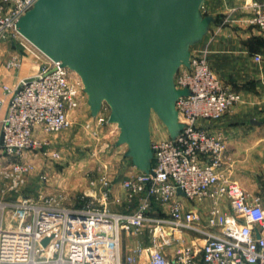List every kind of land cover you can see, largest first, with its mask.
<instances>
[{
  "label": "built area",
  "instance_id": "obj_1",
  "mask_svg": "<svg viewBox=\"0 0 264 264\" xmlns=\"http://www.w3.org/2000/svg\"><path fill=\"white\" fill-rule=\"evenodd\" d=\"M4 1L0 42L20 37L24 51L44 60L15 87L3 86L9 99L0 118V264H264V199L222 175L224 140L198 123L220 119L240 98L211 70L205 48L190 52L189 66L174 75L175 87L188 91L175 102L183 128L174 139L150 143L152 174L136 171L117 181L126 203L135 202L132 210L109 209L123 203L104 176L89 181L98 207H65L60 194L22 195L38 160L60 158L48 136L71 126L87 96L76 72L17 32L36 0ZM240 9L264 32V0H245ZM5 66L18 68L19 55ZM109 112L103 103L92 119L103 125ZM38 179L48 180L44 172ZM124 237L147 240L122 256Z\"/></svg>",
  "mask_w": 264,
  "mask_h": 264
},
{
  "label": "water",
  "instance_id": "obj_2",
  "mask_svg": "<svg viewBox=\"0 0 264 264\" xmlns=\"http://www.w3.org/2000/svg\"><path fill=\"white\" fill-rule=\"evenodd\" d=\"M204 1L36 0L16 30L77 73L92 118L108 105L107 121L119 130L115 146L127 145L137 171L152 174L150 115L156 114L170 139L183 128L175 102L188 91L177 89L173 79L189 66L190 47L213 21L201 13Z\"/></svg>",
  "mask_w": 264,
  "mask_h": 264
},
{
  "label": "crops",
  "instance_id": "obj_3",
  "mask_svg": "<svg viewBox=\"0 0 264 264\" xmlns=\"http://www.w3.org/2000/svg\"><path fill=\"white\" fill-rule=\"evenodd\" d=\"M244 1L205 0L201 13L213 21L202 40L190 47V52L205 48L211 70L240 96L220 119L198 122L224 140L222 175L264 199V32L248 24L246 12L240 9ZM13 54L18 52L0 48V118L9 99L3 86L15 87L21 79L35 74L42 63L34 55L35 59L23 56L19 68L6 70L2 62ZM256 55L262 56V61H256ZM114 192L126 205L118 182L114 184ZM189 240L188 237L186 242ZM172 250L173 247L167 252L170 257Z\"/></svg>",
  "mask_w": 264,
  "mask_h": 264
},
{
  "label": "rangeland",
  "instance_id": "obj_4",
  "mask_svg": "<svg viewBox=\"0 0 264 264\" xmlns=\"http://www.w3.org/2000/svg\"><path fill=\"white\" fill-rule=\"evenodd\" d=\"M8 7L4 0H0V14L5 13ZM19 41L20 37H8L0 42V48L16 50L21 66L23 56H31L34 59L36 56L24 51L19 46ZM259 57V61H262V56ZM36 58L40 61L44 60L38 53ZM6 61L2 64L6 70H9L5 66ZM94 131L97 132L96 135ZM118 133L116 124L107 122L96 125L95 120L90 116L88 105L83 104L75 113L68 129L48 136L53 148L60 151V158L49 162L38 160L21 191L22 195L36 199L39 194H60L61 205L65 207H98V201L91 197L90 180L97 181L100 176H104L115 184L137 171L130 157L126 156L127 145L115 146ZM149 134L150 143L168 138L166 128L154 112H151L149 119ZM41 172L46 174L47 182L38 179ZM108 207L114 212H126L135 207V202L120 206L109 203ZM146 240V237H124L122 256L132 245Z\"/></svg>",
  "mask_w": 264,
  "mask_h": 264
}]
</instances>
